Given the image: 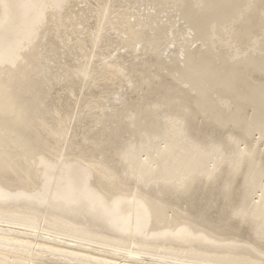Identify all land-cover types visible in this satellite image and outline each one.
Wrapping results in <instances>:
<instances>
[{"label":"bare ground","instance_id":"bare-ground-1","mask_svg":"<svg viewBox=\"0 0 264 264\" xmlns=\"http://www.w3.org/2000/svg\"><path fill=\"white\" fill-rule=\"evenodd\" d=\"M0 264H264V0H0Z\"/></svg>","mask_w":264,"mask_h":264}]
</instances>
